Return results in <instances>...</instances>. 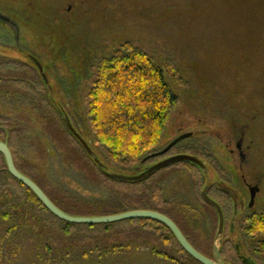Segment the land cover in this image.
<instances>
[{
  "label": "rangeland",
  "instance_id": "rangeland-1",
  "mask_svg": "<svg viewBox=\"0 0 264 264\" xmlns=\"http://www.w3.org/2000/svg\"><path fill=\"white\" fill-rule=\"evenodd\" d=\"M183 2L0 0V14L10 20L8 25L0 22V48L11 58L18 54L17 59L29 66L25 72H18V76L38 83L42 79L39 72L25 58L28 55L41 62L49 94L58 103L59 97H63L64 106L69 105L71 112H75L78 117L75 123L87 133L90 145L99 154L86 117L87 91L94 81L96 65L113 50L130 43L156 64L168 66L171 69L168 82L178 101L169 114L159 147L175 139L177 133H191L192 137L181 141L171 153L187 151V154L201 156L207 165L210 183L221 178L228 182L226 186L244 205L238 210L229 239L240 245L242 256L264 264V256L254 253L253 243L240 232L246 215L264 211V10L257 3V12H251V6L247 13H239L242 25H251L255 31L252 42H229L225 28L237 29L235 21L231 27L229 20L222 23L223 19H219L206 28L204 22L196 19V25L201 27L193 28L188 14L186 17L185 12L178 9V4L183 5ZM0 114L11 124L21 119L27 126L20 134L17 158L28 170L81 198L92 200L107 195L91 186L83 173L60 163V154L46 138L37 135L42 134L40 121L28 100L18 102L0 95ZM240 139L245 156L241 165L235 150V143ZM38 144L47 151L45 159H40L36 153ZM98 160L112 168L103 155L100 154ZM143 169L144 166L136 167L133 175ZM192 174L189 166L177 165L157 173L152 182L169 175V180L160 186L166 201H179L198 210L199 218L191 223L188 233L202 253L211 256L215 244V213L194 195ZM241 176L260 188L251 209L247 208L249 196ZM202 179L199 177L200 181ZM201 189L202 186L199 191ZM232 210L233 205L229 204L228 223ZM222 260L228 259L222 257Z\"/></svg>",
  "mask_w": 264,
  "mask_h": 264
},
{
  "label": "trees",
  "instance_id": "trees-1",
  "mask_svg": "<svg viewBox=\"0 0 264 264\" xmlns=\"http://www.w3.org/2000/svg\"><path fill=\"white\" fill-rule=\"evenodd\" d=\"M257 3L264 10V0H184L183 5L178 4V9L185 12L186 17L188 14L193 28L201 27L196 25V19L204 22L206 28L212 22L218 23L219 19H223L222 23L229 20L231 27L235 21L237 29L225 28L229 42L239 40L250 43L255 31L250 28L251 25L243 26L239 15L250 11L251 6V12H257ZM180 18L183 20L185 17ZM178 22L181 20L178 19ZM166 67L156 64L130 43L113 50L96 65L94 81L87 91L86 117L100 154L112 165L110 168L99 161L103 166L100 169L68 131L63 116L68 117L94 156L99 158L100 154L90 145L87 133L75 123L78 118L75 112H71L69 105L64 106L66 101L63 97H59L60 103L56 102L43 78L38 83L18 76L21 70L25 72L29 69L27 64L0 58L1 97L14 98L18 102L28 100L40 121L42 134L37 135L46 138L53 150L60 154V163L83 173L91 186L107 195L92 200L81 198L28 170L17 158L20 134L27 129L23 120H15L11 124L0 114V141L7 144L18 172L36 184L63 213L72 217H108L139 210L156 212L169 218L196 251L213 259V249L211 256L205 255L188 233L191 223L199 218L198 210L179 201H166L160 186L152 182L154 176L137 183H121L105 175H119V171L125 172V176H134L132 171L144 166L137 173L139 175L155 161V158L149 157L159 147L169 114L178 101L168 82L171 69ZM35 149L40 159L46 158L47 151L42 144ZM177 165L189 166L192 170L193 193L203 202L202 171L189 163L174 164L167 169ZM196 172L202 176L201 181ZM211 193L209 198L219 205L224 217V234L219 248L221 261L223 264H242L241 247L237 251L236 245L229 239L232 215L228 223L227 211L232 204L231 199L215 186ZM205 205L215 213V240L218 217L212 207ZM241 224L240 232L253 243V252L264 256V211L245 216ZM225 235L228 237L224 238ZM222 257L228 260H222ZM243 257L256 264L252 257ZM0 264L199 263L184 252L165 226L155 221L135 219L88 226L56 219L28 188L10 176L0 155Z\"/></svg>",
  "mask_w": 264,
  "mask_h": 264
},
{
  "label": "water",
  "instance_id": "water-1",
  "mask_svg": "<svg viewBox=\"0 0 264 264\" xmlns=\"http://www.w3.org/2000/svg\"><path fill=\"white\" fill-rule=\"evenodd\" d=\"M0 22L3 24H9L10 20L0 14ZM38 70L43 78V80L46 81L45 76L43 74V70L41 66L38 65ZM64 123L70 132V134L76 139V141L80 144L82 149L86 152V154L91 157L95 164L102 169L103 166L99 162V160L94 156V153L88 146V144L84 141V139L76 132L72 124L70 123V120L67 116H63ZM191 134H185L174 140L171 144H169L162 152L153 154L149 158H156L159 156H162L166 154L169 150H171L176 144L179 142L190 138ZM0 155L3 156L6 164V168L10 176L15 179L17 182L21 183L23 186L28 188L35 196L36 198L41 202V204L46 208V210L53 215L56 219L72 224V225H88V226H95V225H108V224H115L120 223L124 221L129 220H135V219H146L158 222L165 226L175 237L176 241L180 245V247L184 250V252L191 257L193 260H195L199 264H223L221 261V258L219 256V246L222 241V236L224 234V220H223V214L221 211V208L219 205L212 201L208 197V190L209 186H206L205 189L201 193V198L205 204L212 207L218 217V230L217 234L215 236V244L213 246V259H209L202 254H200L198 251H196L185 239V237L182 235L181 231L178 229V227L166 216L152 212V211H132V212H126L115 216H108V217H72L69 216L62 211H60L49 199L48 197L42 192V190L34 184L31 180H29L27 177L23 176L21 173L18 172V170L15 167L12 154L7 146L6 143L0 141ZM179 163H189L191 165H194L198 167L200 170L206 172V165L200 160V158L196 156L191 155H177L170 157L166 160H163L153 166H150L146 168L142 173L136 176H121L113 173H105V175L113 180H116L121 183H137L143 180H146L153 176L156 172L159 170H162L164 168H167L169 166H172L174 164ZM227 194L231 195L232 198L234 196L230 191H225ZM258 193V188L254 187L251 190V198L249 203V208L251 209L254 205L255 196ZM237 214V208L235 206L234 212H233V219L230 226V233L233 234L234 229V221ZM238 247L236 246L235 249L238 251ZM240 260L242 261V264H255L251 259L241 256Z\"/></svg>",
  "mask_w": 264,
  "mask_h": 264
},
{
  "label": "flooded vegetation",
  "instance_id": "flooded-vegetation-1",
  "mask_svg": "<svg viewBox=\"0 0 264 264\" xmlns=\"http://www.w3.org/2000/svg\"><path fill=\"white\" fill-rule=\"evenodd\" d=\"M6 25H8V24H6ZM16 34H17V32H16ZM7 51H5V50H3V49H1L0 48V58H2V59H14V60H16V61H19V62H22L23 60H21V59H17V58H19V55L18 54H16V58H11V56L9 57L8 55H7ZM23 53H21L20 54V56L22 55ZM25 55V54H24ZM26 57V56H25ZM25 60L31 65V66H33V68H35L38 72H39V70H38V65L39 66H41V68H42V70H43V72H44V67L42 66V64H41V62L39 61V60H37V59H35L34 57H32V56H28L27 55V57L25 58ZM22 63H24V62H22ZM39 75L41 76V74H40V72H39ZM41 78H42V76H41ZM178 135H177V137L175 138V139H173L171 142H169V143H167V144H165L164 146H161V147H159V149L154 153V154H157V153H160V152H162L169 144H171L174 140H176L177 138H179L180 136H182V135H185V134H191V133H185V134H179V133H177ZM191 137H192V135H191ZM190 137V138H191ZM189 138V139H190ZM185 140H188V138L187 139H185ZM183 142V141H182ZM182 142H179L178 144H176L171 150H169L166 154H164V155H162V156H159V157H156L155 158V162H153V164L151 165V166H153V165H155V164H157V163H159V162H161V161H163V160H166V159H168V158H170V157H173V156H177V155H184V154H186V155H191V156H196V157H198V158H200V160H202V158H201V156H199V155H195V154H187V151H186V153H175V154H172L171 152L175 149V148H177V146L179 145V144H181ZM235 150H236V152H237V156H238V159H239V162H240V165L242 164V162L245 160V156H244V153H243V150H242V139H240V140H238L236 143H235ZM153 155V154H152ZM203 161V160H202ZM205 165H206V163H205ZM165 169H167V168H164V169H162V170H165ZM162 170H159L158 172H156L153 176H155L157 173H159L160 171H162ZM202 171V170H201ZM208 171V168H207V165H206V172ZM202 173H203V178H204V186H203V190L205 189V187L206 186H209V190H208V197H209V195H211L212 193V189L214 188V186H215V188H217L220 192H223L224 194H226L227 196H229L230 197V199H231V202H232V205H233V212H234V208H235V206H236V208H237V213H238V210L239 209H243V207H244V205H243V203L240 201L241 199H238V195L236 196V194H234V192L233 191H231L228 187V185L226 186V183H228V182H226L225 181V179L223 178H221V180L219 179L216 183H210L211 181H208V179H207V174H205V172L204 171H202ZM169 178H170V176L169 175H164V176H162V177H160V178H157V179H154L155 181H154V184H156V185H159V186H161L162 184H164L166 181H168L169 180ZM208 182H209V184H208ZM241 182H242V185H243V187L247 190V192H248V196H249V202L247 203V208L248 209H250L249 208V203H250V198H251V190L254 188V187H257L258 188V193L256 194V196H255V200H256V197L259 195V193H260V188H259V186H258V184H252V182H249L248 181V179L247 178H244L243 176H241ZM202 190V191H203ZM230 191L231 193H232V195L234 196V198H232L231 197V195H229V194H227L225 191ZM202 193V192H201ZM239 197H240V195H239ZM241 198V197H240ZM238 200V201H237ZM255 200H254V202H255ZM237 215V214H236ZM247 216V215H246ZM232 219H233V213H232V218H231V223H232ZM223 220H224V217H223ZM236 220V219H235ZM231 223H230V226H231ZM234 223H235V221H234ZM221 243H222V241H221ZM221 245V244H220ZM236 246H239L238 247V251H239V248H240V245H238V244H236ZM219 248H220V246H219Z\"/></svg>",
  "mask_w": 264,
  "mask_h": 264
}]
</instances>
